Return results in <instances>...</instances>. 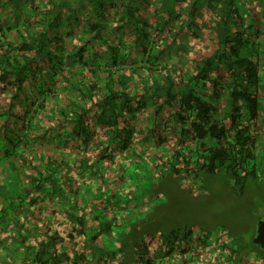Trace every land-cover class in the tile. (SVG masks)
<instances>
[{"label": "trees", "instance_id": "16d2710c", "mask_svg": "<svg viewBox=\"0 0 264 264\" xmlns=\"http://www.w3.org/2000/svg\"><path fill=\"white\" fill-rule=\"evenodd\" d=\"M263 120L264 0H0V264H264L151 193L242 197Z\"/></svg>", "mask_w": 264, "mask_h": 264}, {"label": "rangeland", "instance_id": "374dc122", "mask_svg": "<svg viewBox=\"0 0 264 264\" xmlns=\"http://www.w3.org/2000/svg\"><path fill=\"white\" fill-rule=\"evenodd\" d=\"M257 154L258 177L248 183L242 197L232 194L218 177L204 176L188 189L172 177L161 178L151 189L158 207L156 221L163 229L186 223L193 229L226 230L236 242H253L256 224L264 219V135L259 137Z\"/></svg>", "mask_w": 264, "mask_h": 264}, {"label": "water", "instance_id": "95a60500", "mask_svg": "<svg viewBox=\"0 0 264 264\" xmlns=\"http://www.w3.org/2000/svg\"><path fill=\"white\" fill-rule=\"evenodd\" d=\"M253 243L264 250V219L258 221L256 224Z\"/></svg>", "mask_w": 264, "mask_h": 264}]
</instances>
